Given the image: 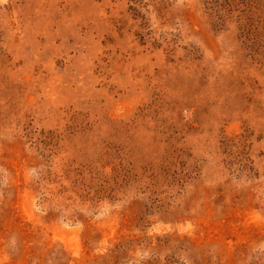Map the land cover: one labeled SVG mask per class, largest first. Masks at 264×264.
Instances as JSON below:
<instances>
[{"label": "rangeland", "instance_id": "obj_1", "mask_svg": "<svg viewBox=\"0 0 264 264\" xmlns=\"http://www.w3.org/2000/svg\"><path fill=\"white\" fill-rule=\"evenodd\" d=\"M0 264H264V0H0Z\"/></svg>", "mask_w": 264, "mask_h": 264}]
</instances>
